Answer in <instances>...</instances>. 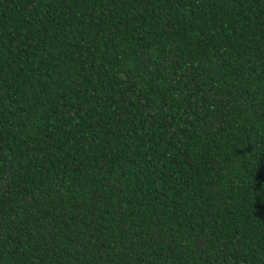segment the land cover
Wrapping results in <instances>:
<instances>
[{
	"label": "trees",
	"instance_id": "1",
	"mask_svg": "<svg viewBox=\"0 0 264 264\" xmlns=\"http://www.w3.org/2000/svg\"><path fill=\"white\" fill-rule=\"evenodd\" d=\"M0 264H264V0H0Z\"/></svg>",
	"mask_w": 264,
	"mask_h": 264
}]
</instances>
